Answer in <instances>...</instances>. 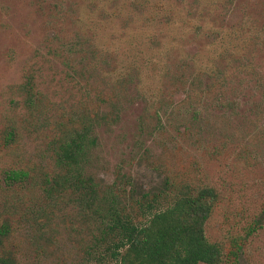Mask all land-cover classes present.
<instances>
[{"label": "rangeland", "instance_id": "rangeland-1", "mask_svg": "<svg viewBox=\"0 0 264 264\" xmlns=\"http://www.w3.org/2000/svg\"><path fill=\"white\" fill-rule=\"evenodd\" d=\"M39 1L0 0V224L6 221L12 230L0 253L11 249L19 264H107L92 248L97 215L86 213L68 196L51 202L42 190L44 174L56 169L49 145L53 120L80 110L82 102L95 106L104 99L118 102L119 116L96 128L88 163L95 178L105 186L118 183L114 188L120 187L115 191L120 197L122 187L139 196L143 186L158 189L167 176L211 183L222 199L205 232L209 240L225 243L222 264H264L261 37H246L243 32L239 39L227 37L242 23L238 12H229L220 0H149L144 6L141 0L139 7L123 0L119 13L106 6L111 14L106 19H96L99 10L92 15L99 24L97 39L111 43L108 63L99 62L95 68L91 63L71 79L62 57L52 52L57 39L50 38L48 11L39 8ZM154 1L184 4L185 19L150 21ZM75 2L85 4V0ZM190 2L196 10L185 16ZM254 23L256 29L264 28V23ZM235 48L237 54L230 55ZM211 67L218 79L206 72ZM180 71L183 85L173 79ZM196 73L200 79L196 83H212L209 102L221 91L226 99L237 100V107L224 110L196 100L179 104ZM28 76L43 96L34 110L20 88ZM158 99L177 105L164 129L153 132ZM193 110L198 112L195 118H191ZM143 117L151 127L143 128ZM11 132L13 137L8 135ZM7 168L28 170L30 177L8 185L3 177ZM256 218L260 226L238 239L241 250L233 254L231 238L243 236Z\"/></svg>", "mask_w": 264, "mask_h": 264}, {"label": "trees", "instance_id": "trees-1", "mask_svg": "<svg viewBox=\"0 0 264 264\" xmlns=\"http://www.w3.org/2000/svg\"><path fill=\"white\" fill-rule=\"evenodd\" d=\"M142 1L143 6L149 3V0ZM194 1L199 3V0ZM220 2L227 5L229 12H238L242 23L238 28H231L226 33H229L227 37L239 39L242 32L246 37H261L263 42L259 50L263 51L264 28L260 25V29H256L257 24L254 22L264 23V0ZM124 3L123 0H85V4H78L75 0L39 1V8H46L48 11L47 25L52 28L50 38L52 41L57 39L52 43V52L55 56L62 57L71 79H74L75 73H82L91 63L93 68L97 67L99 62L108 63L106 59L111 55V43L107 45L105 41L100 42L97 39L96 29L99 24L96 19L100 21L111 15L106 13V6L110 7L111 11L114 10L115 14L120 12ZM131 3L139 7L141 0H132ZM152 6L155 12L150 21L162 18L163 22L170 23L176 19H185L181 15L185 9L184 4L178 6L170 2L154 1ZM194 6V2H190L185 16L189 11L196 10ZM96 10H99L98 18L92 16ZM160 12L162 14H159ZM255 14H258L257 19L254 18ZM248 24H252L249 32ZM242 26H246L247 31ZM223 51L227 49L224 48ZM229 52L230 55L237 54L238 50L235 48ZM209 69L206 71L209 74H215L217 71L214 67ZM217 76L215 74L213 77L218 79ZM183 77L182 72L178 73L173 78L174 82L183 85ZM196 79H199L197 73L188 84L179 104L183 101H205L209 107L216 105L224 110H233L239 104L237 100L226 99L221 91L211 97L209 102L208 92L212 83L198 84ZM20 88L25 92L26 103L32 110L42 104L43 96L36 90L31 76L20 84ZM163 101L158 99L155 102L157 107L152 116L155 126L151 127L143 117V128L151 127L153 132L164 129V121H169L177 103L166 104L162 103ZM95 103V106H88V103L82 102L80 110H74L67 116L63 114L61 119L53 120L49 145L56 169L44 174L42 190L45 196L51 202L56 201V198L68 196V199L79 204L86 213L91 211L97 215L98 231L93 237L92 248L102 263L222 264L227 256L225 243L209 240L205 232L207 220L222 199V193L216 186L191 176L179 177L178 180L167 176L158 189H146L143 186L139 196L133 194L130 188L126 190L122 187L120 197L118 192H115L120 187L114 188L118 183L111 182L105 186L89 171V156L96 143L97 126L101 123L107 124L108 120L114 121L113 119L119 116L117 101L102 99L100 103ZM162 104L165 105L164 109ZM197 113L193 110L191 118H195ZM183 129L189 131L190 127L184 125ZM14 133H8L9 137H13ZM3 175L8 185H13L26 182L30 172L20 168H7L3 170ZM124 183L129 185L128 182ZM122 196L125 197L124 200ZM259 226L260 218H256L245 227L243 236L231 238V243L235 246L231 252L236 254L240 251L238 239L252 235ZM11 233L10 225L6 221L2 222L0 247ZM12 252L11 249H2L0 264H19Z\"/></svg>", "mask_w": 264, "mask_h": 264}]
</instances>
